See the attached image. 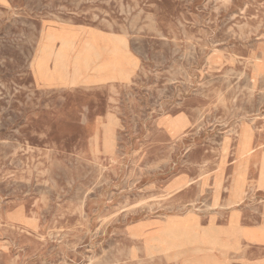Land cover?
I'll use <instances>...</instances> for the list:
<instances>
[{"label":"rangeland","instance_id":"rangeland-1","mask_svg":"<svg viewBox=\"0 0 264 264\" xmlns=\"http://www.w3.org/2000/svg\"><path fill=\"white\" fill-rule=\"evenodd\" d=\"M0 264H264V0H0Z\"/></svg>","mask_w":264,"mask_h":264},{"label":"bare ground","instance_id":"bare-ground-1","mask_svg":"<svg viewBox=\"0 0 264 264\" xmlns=\"http://www.w3.org/2000/svg\"><path fill=\"white\" fill-rule=\"evenodd\" d=\"M47 39L50 43H54V45H55V43H59V47L57 49L56 48L54 49V46H49V44H46L42 47V49H40V57L36 62V71H40L43 68L46 73H48V68H49L48 62L51 60L56 61V59L59 55L58 53L60 50V46L64 47L65 49L71 50V47L73 45V38L69 35L62 36L60 34L49 33L47 36ZM84 45L86 47L85 48L86 57L84 60L85 61L84 66H86V68H88L90 59L100 57L102 52L97 47L95 40L85 39ZM102 51L104 52L105 55L108 56V59H107L108 61H106V63L107 64L110 63L111 68L119 67L120 61H118V54L116 52V49H113V50L109 49L108 50V49L104 48ZM64 57H65V55H64ZM45 67H47V68H45ZM43 76H46V75H43Z\"/></svg>","mask_w":264,"mask_h":264},{"label":"crops","instance_id":"crops-1","mask_svg":"<svg viewBox=\"0 0 264 264\" xmlns=\"http://www.w3.org/2000/svg\"><path fill=\"white\" fill-rule=\"evenodd\" d=\"M243 228H246V227H243ZM246 229H249L250 231H253V232H259V230H260V228H257V229H254V228H246ZM243 240H245V241H247V242H250V241H248V240H246V239H242V241ZM251 243H256V242H251ZM257 243H259V242H257Z\"/></svg>","mask_w":264,"mask_h":264}]
</instances>
